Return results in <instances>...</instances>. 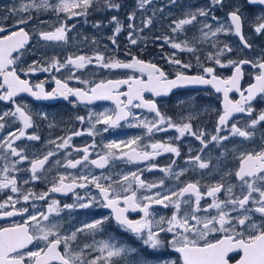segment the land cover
Here are the masks:
<instances>
[{"label": "snow or ice", "instance_id": "snow-or-ice-1", "mask_svg": "<svg viewBox=\"0 0 264 264\" xmlns=\"http://www.w3.org/2000/svg\"><path fill=\"white\" fill-rule=\"evenodd\" d=\"M169 3L176 4L177 0H169ZM151 5L153 0H136L134 9L126 14L127 24L119 15L126 7L121 0H57L55 3L24 0L19 7L13 6L6 15L0 16V101L14 105L0 113V131L19 125L0 136V193H5V198L0 200V220L22 218V222L0 226V264H264V134L259 144L255 143L258 126L264 128V110L254 115L252 103L257 98L264 100V48L258 55L245 54V50L251 52L254 48L245 33L246 28L250 29L252 37H264V0H207L204 6L185 11L182 18L173 20L169 26L173 35L153 38L162 41L161 48L167 45L174 50L162 55L172 66L168 70L132 55L129 48L142 42L147 46L148 37L141 34L153 26L156 9L152 16L146 15ZM254 10H258V14ZM159 11L163 12V8ZM48 12L56 16L54 23L40 19ZM92 12L111 13L107 24L102 20L92 23L97 30L110 27L107 40L113 46L111 49L105 44L104 51L96 47L91 54L68 55L63 60L56 54L47 57L45 53H40L41 58L31 63L24 59L30 52L35 55L44 47L41 41L67 45L78 18L83 17V22L87 23ZM217 12H223L224 16H218ZM9 19L11 24L5 26L2 22ZM68 21L74 22L69 24ZM44 24L48 25L47 29L41 27ZM187 26L198 28V34L188 38ZM123 32H126L124 47L125 55L130 56L128 61L115 55L120 50L119 37ZM180 33L185 34L184 38H180ZM221 35L234 36L238 43L234 47L228 41H221ZM33 37H36L35 44ZM84 40L93 46L99 43L96 38L89 41L85 37ZM204 44L212 51L202 59L198 45ZM109 51L113 54L108 55ZM233 52L239 58L229 55ZM179 53H190L200 71L190 74L193 64L179 58ZM89 66L130 70L140 75L99 82L76 75ZM215 66L230 67L232 74L222 78L216 74ZM65 69L68 74L64 78L55 75ZM248 69L255 71L248 72L252 79L242 88L241 80ZM36 72L49 73L55 87L49 91L44 82L30 83L26 77ZM73 80L84 87L70 86ZM194 85L210 86L223 96L213 133L194 127L192 121L198 118V112L191 101L186 109L188 114L182 113L179 120H174L159 107L161 100L152 99L167 97L174 89ZM232 92L238 93L239 99L230 98ZM21 94L36 101L62 98L73 107L110 100L115 110L89 112L87 117L77 115L75 119L81 125L87 123L88 128L70 129L63 136L48 139L46 144L51 147L40 154L29 155L17 141L41 142L42 137L36 131H28L38 125L27 104L17 101ZM179 104L184 105L185 101ZM134 109L154 115L151 119L141 118ZM38 115L48 120L46 113ZM245 116L248 119H243ZM121 121L128 122V127L144 129V135L149 137L173 130L176 136L170 137V141L192 137L199 142V147L195 154L189 148L182 156L179 143H142L144 137L136 136L119 143H103L100 151H95L98 147L95 136L119 127ZM97 125L105 127L100 129ZM48 127H56L55 122H49ZM84 135L93 137V142L84 147L72 143L74 137ZM229 143L233 145L231 148ZM214 150H218L215 156ZM61 152L64 156L52 161ZM73 153L80 155L74 157ZM164 154H171L165 166L147 164V171L163 173L156 181L141 178L140 173L145 169L118 176L103 171L115 160L141 164L155 161ZM229 157L235 161L231 166L227 163ZM180 159L183 165L177 163ZM89 165L102 171L99 174L84 171ZM54 168L57 171L53 173ZM59 168H80L81 171L59 172ZM21 172L27 175L21 178ZM188 173L198 178L181 179ZM213 176L218 178L205 180ZM166 179L175 183L170 187ZM41 181L49 185L45 191L35 192L31 187H23ZM89 187L94 188L96 194H90L86 201L75 192L77 188ZM70 192L77 198L72 204L61 206L52 196ZM36 200L45 202V210L29 211L27 205ZM21 201L23 205L17 207ZM157 205L171 209L170 214L160 215L155 208ZM90 208L109 209L110 214H100V218L68 231L62 230L61 220L55 219L65 210L70 213ZM130 213L139 214V218H131ZM113 222L139 241L140 247L112 236L101 241L94 239ZM79 234L91 235L93 243L81 247L77 244Z\"/></svg>", "mask_w": 264, "mask_h": 264}, {"label": "flooded vegetation", "instance_id": "flooded-vegetation-1", "mask_svg": "<svg viewBox=\"0 0 264 264\" xmlns=\"http://www.w3.org/2000/svg\"><path fill=\"white\" fill-rule=\"evenodd\" d=\"M4 1V0H3ZM2 1L0 0V5ZM247 11V10H246ZM258 14V10H254ZM93 15V14H91ZM218 16L223 17V12H217ZM102 20V15H99ZM214 23V22H212ZM11 24V19L4 22L5 26H9ZM246 35H249L251 42L254 45V48L251 52H248L245 50V53H250L249 56L258 55L260 53V49L264 48V37H252L250 29H245ZM232 36L230 39L232 40ZM238 43V40L236 37H234ZM34 40V38H33ZM32 40V43L35 44ZM41 44H56L53 42H40ZM59 45V44H58ZM169 52V48L167 49ZM132 55L137 56L138 58L144 60L145 62H152L156 63L157 65L161 66L165 70H168L172 66L167 64L164 59H162V55H158L156 52L151 48H145L139 54L136 52L131 53ZM109 55V54H108ZM179 58H181L184 61H190L193 64V68L190 70V74H197L200 69L196 67V61L192 56L185 55L182 53H179ZM235 58H239L238 55H234ZM48 57V56H47ZM66 57V56H65ZM65 57H60L62 60ZM118 59L121 57L124 58L123 61H128L130 59V56H116ZM40 51H37L35 55H33L31 52L24 58L28 63H31L34 59H40ZM203 59V56L201 57ZM216 67V74L222 78H227L232 74V69L230 67L228 68H220L219 66ZM247 67V66H246ZM255 71L253 69H248V71L245 72L244 78L241 80V86L242 88H246L248 86L249 81L252 79V77L248 74V72ZM68 74L67 69L63 70L62 73H55L60 78H64ZM137 75L139 76V73H132L130 70H123V69H117V70H105V69H99L93 66H89L87 69L83 70L82 72H77L76 75L80 76L82 79H87L92 82H99L100 80H107V79H120V78H126L128 75ZM22 75V74H21ZM22 78L23 77L22 75ZM29 79L30 83L36 84L40 82L45 83L46 90H51L53 87H55L54 82L50 79V74L47 72H36L33 75H30L29 77H26ZM170 78H174V76H170ZM70 86L73 87H84L82 84H78L75 80L70 81ZM194 87V88H193ZM191 88H180L176 91H173L169 94L167 97H152V99L161 100L162 103L159 105L161 110L165 112L168 116L172 117L174 120H179L181 114L187 115V107L188 102L191 101V104L194 106V109L198 112V118L193 120L192 123L195 126H199L200 128L206 129L209 133H213L214 131V125L217 119V112L222 110L223 105V96L221 93H216L213 88L210 86H193ZM124 90V89H122ZM146 96H150V94H145ZM230 98L232 99H239V94L232 92L229 94ZM18 102H21L22 104H27L29 110L33 114V119L36 125H38L37 128L29 129L28 131L31 133L33 131L38 132L39 135H41L42 140L41 142H34V141H28L26 139H22L20 141H17V144L21 147H25L26 153L31 155L32 153L40 154L43 151H46L48 147H51L50 145L46 144V141L48 139H54L57 136H63L66 134L68 130H77V129H86L89 127L87 123L81 125L79 121L75 119L77 115L85 116L87 117L89 112L92 113H101L105 111H114L115 110V104L110 100H99V102H93L88 105H82L77 104L76 107H73L71 104H69L67 101L60 99L55 100H45V101H36L34 98L27 94H21L20 97L16 98ZM180 101H185L184 105H180ZM253 106L255 108L254 115L258 114L260 111L264 110V100H260L257 98V100L253 101ZM10 108H14V105L0 101V113L9 110ZM207 109V111H205ZM137 115H140L141 118H149L151 119L154 114L148 113L146 110L142 109H134L133 110ZM39 113H46L48 115V120H43L38 115ZM243 119H248V117H243ZM54 121L56 124V127L49 129L48 124L49 122ZM126 121H121L120 126L116 128H110L107 132H101L100 135L95 136V141L98 144V147L95 151H100V148L102 147L103 143L108 142H121V141H127L129 139H132L136 136H143L142 143H150V142H172V143H179L181 144V152L182 156L186 155L188 153L189 148L193 149V154H195V149L199 147V142L195 141L192 137H186L183 140L175 141V140H169L170 137H175L176 133L173 130H169L168 132H158L154 133L151 137L144 135L145 130L142 128H136V127H128ZM241 123H243V120H241ZM19 126L18 124H13L11 127H6L5 130L0 131V136H3L5 133H8L11 130H14L15 127ZM104 125H97V128L103 129ZM224 134V133H222ZM264 134V128H260L258 126V131L256 133L255 137V143L259 144L261 135ZM237 142L239 141V138H234ZM93 142V137H89L87 135L80 136V137H74L72 143L77 147H84L86 144H90ZM228 143V142H226ZM246 144L248 142H245ZM233 145L229 143V147L231 148ZM211 147V145H210ZM150 150V149H149ZM207 151V150H206ZM218 153V150L213 151V156H215ZM79 153H73L74 157H79ZM64 156V153L61 152L59 154V157H53L52 161L56 160L57 158H62ZM171 154H164L156 158L155 161H148L141 164H135V163H125L121 160H115L111 163L109 168L104 169L103 171L106 173H111L113 171H116L117 174H113L114 176H118L119 174H127L130 171H137L138 169H145L141 174V178L144 179L147 182L156 181L159 178L163 176V173L153 170V171H147V164L155 163L159 166L163 167L165 166L170 159ZM92 158H95L94 156ZM51 162V161H50ZM178 164L183 165L184 161L183 159H180L177 161ZM228 165L231 166L235 161L229 157L227 161ZM47 167V165H46ZM84 171H92L95 174H99L102 170L95 169L93 166L89 165L87 169H83ZM57 171V169H53V173ZM59 172H71L76 173L81 171L80 168L78 169H64L59 168ZM25 175H27L24 172L19 173V176L22 178ZM198 178L196 176H193V174L188 173L186 176L181 177V179H195ZM218 177H206L207 179H217ZM49 180H51V174L49 175ZM175 183L174 180L166 179V184L170 187ZM49 185L45 182H37L34 186L33 185H23V187L28 188L31 187L36 192L45 191L46 188ZM75 192L84 198L86 201L89 199V195H95L96 190L94 188H77ZM10 194V193H9ZM53 197H55L57 200L61 202V206L63 204H72L76 202L77 198L73 195V193H68L67 195L59 194V193H53ZM5 198V193H0V200H3ZM39 207H41V210H45L46 204L44 201H39ZM23 205V201H21V204H18L17 207H21ZM29 207V211H32V208L30 205H27ZM157 212L160 215H168L171 212V209H163L160 206H155ZM100 214L109 215L110 210L109 209H99V208H90V209H76L72 212H68L65 210L61 213V217H57L55 219L61 220V223L63 225L62 230L68 231V230H74L76 227H79L81 224L86 222H91L94 219L100 218ZM131 218H139V214L137 213H130ZM13 222H22L21 217H12L8 219L0 220V226H7ZM106 231L97 233L94 237L96 241L106 240L109 236L115 237L117 240H120L122 242H127L132 246L140 247L139 241H136L134 237L130 236L129 234L123 232L118 226L114 224V222L108 226H106ZM91 244L93 243V237L91 235H85V234H79L77 244H79L81 247L85 244ZM75 247V245H74ZM93 255H96L97 253L93 252ZM165 255H168V253H165Z\"/></svg>", "mask_w": 264, "mask_h": 264}, {"label": "rangeland", "instance_id": "rangeland-1", "mask_svg": "<svg viewBox=\"0 0 264 264\" xmlns=\"http://www.w3.org/2000/svg\"><path fill=\"white\" fill-rule=\"evenodd\" d=\"M2 3L0 5V16H4L7 14V10L12 8L13 6L19 7L24 0H1ZM52 3L57 2V0H51ZM123 4L126 5V7L119 13L121 20L127 24L126 20V14L129 11H132L135 7L136 0H121ZM207 0H177L176 4H170L169 0H153V5L149 6V9L146 13L148 16H152L153 9H156V14L153 17V26L151 29H145L144 33L141 35H146L148 37L146 41V47L145 43L142 42L135 46H129L131 53L136 52L139 54L143 49L145 48H151L154 53L156 52L158 55H164V54H170L174 50L171 49L169 46L164 45L163 48L160 47L162 44V41H155L153 38L155 36H161L164 34L173 35L170 31V25L172 24L173 20L182 18V14L190 9H195L196 7L204 6L206 4ZM163 8V12H160L159 9ZM35 15V13H33ZM87 17V23H84V18H78L77 26L75 29H73L72 32L69 33V36L72 37L70 39L69 43L67 45L65 44H42L44 47L39 48L38 51L40 53H45L46 56L51 57L53 54H56L58 58L65 57L68 55H79V54H91L94 51V48L98 47L100 51H104V45L107 44L109 48L111 49L113 46L111 45L110 41L107 40V36L111 34L110 27H105L101 30L94 29L92 27V23L95 21L101 20L99 15H102V21H104L105 24H107V20L110 18L111 13L107 12H92ZM40 19L46 20L49 23H54L56 20V16L51 13H45L44 15L40 16ZM140 14L138 13L137 17V24H139ZM202 19V18H201ZM5 21L2 23L4 24ZM74 21H68L69 24L73 23ZM212 23L211 21H209ZM41 27L47 29L48 25L44 24L41 25ZM187 37L191 38L193 34H198V28H194L193 26H187ZM184 33H180V38H184ZM126 32L121 33L119 37L120 41V50L115 53L116 56H128L125 55L126 49L124 45L126 44L125 40ZM87 37L90 41L92 38H96L99 43L96 46L91 45L88 41H85L84 38ZM231 36H223L221 35L219 39L221 41H228L229 43H232L233 46L237 44L236 39L234 36H232V40L230 39ZM34 38V42H36V37ZM41 44V43H40ZM202 51L200 52L201 57L205 56V54L208 51H212L210 49L208 44L204 45H198ZM169 48V52H167ZM109 55H112L113 53L111 51L108 52ZM185 55H190V53H182ZM247 55H250V53H245ZM232 56V58H235L234 55H238L236 52H233L229 54ZM61 59V58H60ZM62 60V59H61ZM120 60H124V58H120ZM5 133L4 135H6ZM3 135V136H4ZM113 174H117L116 171L112 172ZM121 175V174H119ZM34 191V190H33ZM36 192V191H35ZM29 205L32 208L33 212L41 211V207H39L38 200L36 201H30Z\"/></svg>", "mask_w": 264, "mask_h": 264}, {"label": "water", "instance_id": "water-1", "mask_svg": "<svg viewBox=\"0 0 264 264\" xmlns=\"http://www.w3.org/2000/svg\"><path fill=\"white\" fill-rule=\"evenodd\" d=\"M189 87H192V86H188V87H184V88H189ZM175 90V89H174ZM95 102H99V100L95 101Z\"/></svg>", "mask_w": 264, "mask_h": 264}]
</instances>
